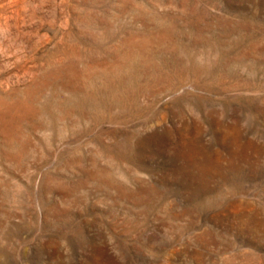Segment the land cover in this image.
Listing matches in <instances>:
<instances>
[{
	"label": "rangeland",
	"instance_id": "rangeland-1",
	"mask_svg": "<svg viewBox=\"0 0 264 264\" xmlns=\"http://www.w3.org/2000/svg\"><path fill=\"white\" fill-rule=\"evenodd\" d=\"M0 264H264V0H0Z\"/></svg>",
	"mask_w": 264,
	"mask_h": 264
}]
</instances>
